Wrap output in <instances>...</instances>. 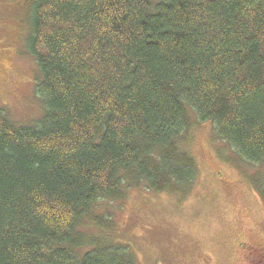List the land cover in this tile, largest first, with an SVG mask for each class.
<instances>
[{
	"label": "trees",
	"instance_id": "16d2710c",
	"mask_svg": "<svg viewBox=\"0 0 264 264\" xmlns=\"http://www.w3.org/2000/svg\"><path fill=\"white\" fill-rule=\"evenodd\" d=\"M41 116L0 108V264H141L98 206L186 195L197 124L264 167V0H37ZM264 200V171L249 177Z\"/></svg>",
	"mask_w": 264,
	"mask_h": 264
},
{
	"label": "rangeland",
	"instance_id": "374dc122",
	"mask_svg": "<svg viewBox=\"0 0 264 264\" xmlns=\"http://www.w3.org/2000/svg\"><path fill=\"white\" fill-rule=\"evenodd\" d=\"M37 0H0V108L20 124L42 114L38 66L29 53ZM199 174L186 195L133 189L98 212L111 229L88 227L104 242L130 243L141 264H254L264 253V200L249 177L264 167L235 164L211 124H197L191 141Z\"/></svg>",
	"mask_w": 264,
	"mask_h": 264
},
{
	"label": "flooded vegetation",
	"instance_id": "af4514ba",
	"mask_svg": "<svg viewBox=\"0 0 264 264\" xmlns=\"http://www.w3.org/2000/svg\"><path fill=\"white\" fill-rule=\"evenodd\" d=\"M254 264H264V253L261 251H257L255 258H254Z\"/></svg>",
	"mask_w": 264,
	"mask_h": 264
}]
</instances>
